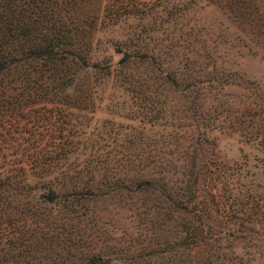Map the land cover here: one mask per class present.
Here are the masks:
<instances>
[{
    "label": "rangeland",
    "instance_id": "1",
    "mask_svg": "<svg viewBox=\"0 0 264 264\" xmlns=\"http://www.w3.org/2000/svg\"><path fill=\"white\" fill-rule=\"evenodd\" d=\"M12 1L9 47L46 34L62 57L5 79L0 176L25 181L24 237L58 234L75 261L264 264V0L252 22L234 0ZM26 79L48 89L19 109ZM50 186L60 204L35 201Z\"/></svg>",
    "mask_w": 264,
    "mask_h": 264
},
{
    "label": "trees",
    "instance_id": "2",
    "mask_svg": "<svg viewBox=\"0 0 264 264\" xmlns=\"http://www.w3.org/2000/svg\"><path fill=\"white\" fill-rule=\"evenodd\" d=\"M247 1L249 0H234L232 3H229L228 6L232 10L234 8L236 10L235 13H237L243 20L252 22L253 18H251V13H248V11L254 9L257 10V7H255V5L251 6ZM12 2L14 1L0 0V110L2 111L7 110V106L11 102L7 100L6 105L3 104L6 99L7 91V82L5 79L11 72L12 68L17 67L18 63L26 60H36L40 62L41 67H49L48 70L55 68L53 67L55 63L62 64V61H60L62 57L54 48V40H56V36L48 37L45 34L42 38L38 39V43L32 49H23L20 45L17 49L15 48V50L9 47L10 40L13 38V31L17 32L18 36H23V33L19 28L13 26V24H17L18 22V14H15L16 17H14L13 13L16 8L12 7ZM17 37H15V39ZM27 81L28 79L23 81V88L21 89L20 94L15 98L19 109L23 108L22 106H19L20 102L23 101L24 103L26 97H28V95L24 96L25 92L27 94L32 91L36 93L38 90L37 88H39V93H42L48 89L40 84L39 79H29V83L31 84L27 83ZM19 182H22V184L24 183V185H19ZM24 187L25 181H23V179L20 181H11L9 177L0 176V264H115L114 259L108 256L105 251L102 250V247L101 249L88 250L86 257L77 258L78 261L73 260L72 255H55L54 250L57 246L61 243L63 244L67 242L65 238H60L58 234L55 236L53 234L42 235L40 238H34L33 236L25 238L24 232L22 233L23 229H20L21 226H17L16 228L17 221L15 220L14 222V220L11 219L12 209L18 211L19 214H23V209L20 211L19 208L16 209L20 204L15 205L12 201H14L13 199L17 195L22 194L21 190ZM37 188L41 189V187ZM15 189V194L9 193L11 190ZM42 190L43 192L38 194L37 198L34 196L35 201L58 204L61 200L62 195L56 192L53 187H44ZM197 232L198 229L194 231V233H196L194 237L198 236ZM201 241V238L197 239V244ZM60 248L64 250L68 248L67 252H69L68 250L73 247L70 244L63 245Z\"/></svg>",
    "mask_w": 264,
    "mask_h": 264
}]
</instances>
